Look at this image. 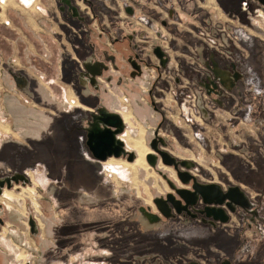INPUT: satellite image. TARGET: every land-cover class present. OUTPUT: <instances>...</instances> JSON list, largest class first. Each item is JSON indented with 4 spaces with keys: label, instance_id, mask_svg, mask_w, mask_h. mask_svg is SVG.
Masks as SVG:
<instances>
[{
    "label": "crops",
    "instance_id": "1",
    "mask_svg": "<svg viewBox=\"0 0 264 264\" xmlns=\"http://www.w3.org/2000/svg\"><path fill=\"white\" fill-rule=\"evenodd\" d=\"M243 2L254 11L243 10ZM81 3L34 0L23 7L18 0H5L0 11L1 47L15 50L26 45L32 49L30 55L39 58L30 63V74L43 78L50 90L57 88L65 101L74 95L78 101L75 109H85L92 117L102 107L105 89L115 94L125 79L133 78L124 68L131 51L122 54L121 43L127 42L124 49L128 50L145 45L136 42L140 36L145 42L161 36L169 55L158 70L154 87L161 93L159 100L164 101L173 125L180 130L199 129L200 137L193 145L196 154L200 151L212 165L216 162L226 178L233 174L245 193L264 194V19L256 15L261 8L257 1L91 0L90 10ZM72 6L77 10L70 12ZM6 20L8 24H4ZM214 20L231 31L232 40L222 52L210 50L197 37ZM40 61L43 66H53V72L36 67ZM175 71L183 83L173 79ZM96 74L108 88L96 81ZM92 80L95 82L89 85ZM132 87L127 105L137 107L138 94L136 90L132 93ZM203 93L209 106H203ZM188 110L194 113L193 120L187 117ZM256 208L253 224L258 233L252 240L247 239L249 225L243 220L238 223L233 216L226 224L188 222L180 227L173 234L180 244L175 242L173 247L170 243L178 264H264V201L259 200ZM94 248L99 245L93 243Z\"/></svg>",
    "mask_w": 264,
    "mask_h": 264
},
{
    "label": "rangeland",
    "instance_id": "2",
    "mask_svg": "<svg viewBox=\"0 0 264 264\" xmlns=\"http://www.w3.org/2000/svg\"><path fill=\"white\" fill-rule=\"evenodd\" d=\"M242 7L249 13L254 11L247 3ZM141 37L136 42L144 46H128V51L124 41L121 53L136 51L144 59L158 61L152 48L162 44V37L155 35L146 42ZM3 47L0 45V179L15 176L17 181L0 192V264H178L170 246L180 244L173 240V234L188 223L182 217V224L179 217L163 218L153 198L170 191L161 173L169 178L171 171L175 181L180 185L181 182L174 169L160 160L156 167H151L145 156L146 166L135 162L137 154L132 142L141 140L150 149L157 130L166 141L167 152L195 163L192 173L200 181L225 186L238 180L233 174L226 178L217 163L212 165L200 151L196 154L193 130H180L173 125V118L163 108L164 101L159 100L161 93L155 92L156 69L149 72L142 66L139 74L125 64L133 78L125 79L115 94L101 82L105 89L102 110H119L121 118L127 115L118 138L126 153H133L134 158L127 162L124 154L115 162L106 163L108 158L95 160L85 145L93 119L85 109L68 107L66 102L70 99L78 103L74 95L65 101L57 88L50 90L43 78L30 74V63L39 58L30 55L32 49L26 45H18L15 50ZM35 65L53 72V66H43L41 61ZM172 76L183 83L179 72ZM130 87L134 88L132 93L136 90L138 94L137 107L127 105ZM149 89L152 96L148 95ZM4 189L13 192L5 191L4 198ZM250 195L264 201V194ZM134 221L141 224L140 228H135ZM247 227V239H255L256 224ZM156 229L161 231L153 232ZM151 231L155 234H148ZM93 243L99 249L93 250Z\"/></svg>",
    "mask_w": 264,
    "mask_h": 264
},
{
    "label": "water",
    "instance_id": "3",
    "mask_svg": "<svg viewBox=\"0 0 264 264\" xmlns=\"http://www.w3.org/2000/svg\"><path fill=\"white\" fill-rule=\"evenodd\" d=\"M259 4L264 6V0H257ZM74 10L73 7H71ZM75 11V10H74ZM153 54L160 60L161 64L165 63L162 50L156 46L153 48ZM134 68L137 66L134 65ZM93 123L91 128L88 129L86 134L85 145L87 146L91 156L95 160L105 161L108 157L118 158L122 155H126L127 161H132L133 153H126L124 144L117 136L122 131L123 120L117 113H111L102 110L100 108L97 114L92 116ZM166 141L158 134V131H154V136L149 143L150 152L145 154V160L151 167H156L160 160L163 165L171 166L177 178L181 182V185L176 181L169 179L165 174L161 173L162 178L165 179L170 191L165 196H157L153 198V203L158 210L159 214L165 219L173 218L175 213L180 214L186 209L188 205H193L198 199L205 204L203 209L198 210L201 214H205L206 217L211 218L212 221L219 223H225L228 220V215L221 207L222 204H228L225 202L226 198L230 199L229 191H235L238 194H243L237 186L228 187V192H223L222 187L218 183H198L196 177L191 175L187 170H191L195 167V163L188 159H177L164 148ZM179 167L183 170H180ZM193 180V188L195 191L192 193L193 199L189 200L187 194L189 189L185 186L189 180ZM10 181H17L16 177L10 179L0 180V192L4 184L6 187H10ZM178 196L179 198H177ZM240 201L241 206L245 209H249L251 205L242 196ZM181 200H184V205L181 206ZM174 209L175 213L172 211ZM189 214V212L186 211Z\"/></svg>",
    "mask_w": 264,
    "mask_h": 264
},
{
    "label": "flooded vegetation",
    "instance_id": "4",
    "mask_svg": "<svg viewBox=\"0 0 264 264\" xmlns=\"http://www.w3.org/2000/svg\"><path fill=\"white\" fill-rule=\"evenodd\" d=\"M257 1V0H256ZM82 3H84L88 10L91 9V6H92V3H91V0H81ZM258 3V1H257ZM244 5H246V2H244ZM259 7L261 8H258L259 12L257 13L258 17H263L264 18V13H263V9L264 6H262L261 4H259ZM74 8V10H77L76 7L72 6ZM244 9V8H243ZM74 10H70V12L74 11ZM1 13V12H0ZM90 24V22H89ZM156 47V45L154 46ZM159 47V46H158ZM152 53H153V48H152ZM164 56V55H163ZM156 57V56H155ZM165 58V56H164ZM158 60V64H155V65H152L150 64L146 59H144L143 57L140 56V54H138V52H133L131 54H128V56L126 57L125 59V62H126V65H128L130 68H133V70L137 73H141L142 71V66L147 68V69H156L157 73H159V68H161L164 64H166L168 62V60L165 58V63L164 64H161L160 63V60L157 58ZM134 65L137 66V68H134ZM109 70H113L110 66L108 67ZM95 79L96 81L98 82H103L104 84V80H102L100 78V75H97L95 76ZM176 80V79H175ZM95 82V80H92V81H88L89 85H93V83ZM152 93V90L149 89L148 90V95L150 96ZM127 119V115L125 114L124 116H122V120H125ZM132 147L133 149L136 151V154H137V158L135 160L138 161L139 163H143V166H146L145 162H144V156L145 154H147V152H149V148L146 147V145L141 141V140H134L132 142ZM5 151H8V150H5ZM106 163H113L115 162V158L113 159L112 157L108 158L106 161ZM104 162V163H105ZM128 162V161H127ZM127 164H131V163H127ZM164 168V167H163ZM180 170H183L179 167ZM194 169V168H193ZM191 175L195 176L196 174L192 173V169L191 170H187ZM169 175V179L175 181V177H174V174L173 172L170 171V173L168 174ZM13 176L9 177V178H4V179H10L12 178ZM15 177V176H14ZM196 177V176H195ZM4 179H0V180H4ZM12 182V181H10ZM196 182L198 183H211V182H214L216 183L215 181H210V182H202L199 180V178L196 177ZM11 184V183H10ZM221 185V184H220ZM4 186H6L4 184ZM3 186V187H4ZM11 186V185H10ZM231 186H237L239 188V190L243 193V194H238L236 193L235 191H232L231 192L229 191V195L231 196L230 199L226 198L225 202H228V204L226 205L225 203L221 205V207L225 210L226 214L228 215V220L225 222V223H220V224H226L230 221L231 217H235V219L237 220L238 223H241L242 220L244 222H246L248 225H251L253 224V221L257 218V204L259 203V200H258V197L256 199H252V196L250 195V193H245L236 183H232V182H227L225 184V186L221 185L222 187V191L223 192H228V187H231ZM2 187V188H3ZM186 188L189 189V192L187 194L189 200H192L193 199V195L192 193L195 191V189L193 188V180L190 179L188 184L185 186ZM28 188V187H27ZM26 189V188H25ZM164 189H167V188H164ZM2 190V189H1ZM7 191V192H13L12 190H8V189H4L2 191V196L4 197V192ZM165 196V195H164ZM245 197V199H247V201L249 202V204L251 205V207L249 209H245V207L241 206L240 204V201L243 199L242 198ZM177 198H179L178 196H176ZM5 198V197H4ZM7 199V198H6ZM256 200V201H254ZM184 200H181V206L182 207L184 205ZM205 207V204L202 203V201L200 199L197 200V202L193 205H188L186 209H182L183 211L180 213V214H177L175 213L174 209L172 208V211L175 213V216L173 218H168V219H172V220H175L176 218H180L182 217L183 220H186L185 221V224L190 222L193 223V222H200L202 224H205V225H213L215 226L217 223V221H212L211 218H208L205 216V214H201L198 210L200 209H203ZM189 212L188 213H186ZM163 217V216H162ZM164 218V217H163ZM122 219V218H121ZM3 223L2 219L0 218V226L1 224ZM135 223V228L136 227H139V222L137 221H134ZM182 224V222L180 223ZM166 226V225H165ZM165 226L163 227V231H164V228ZM182 227V226H181ZM140 228V227H139ZM141 231V229H139ZM161 230L159 229V231H157V229L153 232L155 233H158L160 232ZM152 231L149 232L148 234H152L153 233ZM153 233V234H155ZM174 233V232H173Z\"/></svg>",
    "mask_w": 264,
    "mask_h": 264
},
{
    "label": "built area",
    "instance_id": "5",
    "mask_svg": "<svg viewBox=\"0 0 264 264\" xmlns=\"http://www.w3.org/2000/svg\"><path fill=\"white\" fill-rule=\"evenodd\" d=\"M18 1L20 2V4L23 7H29L32 5L34 0H18ZM4 2H5V0H0V11H1V8H2V5ZM84 5L85 4L83 3V7H84ZM242 6H244V2L242 4ZM141 20H143V18ZM4 24H8V21L7 20L4 21ZM197 37L210 50H214L217 52H222L225 49L227 42L232 40L230 28L226 24H224L220 21H217V20H214L209 25L201 28L200 31L197 33ZM161 41H162V44L159 45V48L162 50L163 55L168 60L169 46H168L166 41H164L162 39H161ZM177 80H178V78H177ZM202 96L204 98L203 106L204 107L209 106V102L206 100L207 99L206 94L203 93ZM66 103H68V105H69L68 107L76 106L74 99H70L69 102L67 101ZM191 105H192V103H191ZM193 114L194 113L192 112V110L187 111V117H189V119H191V120H193V118H194ZM192 135L195 139H199L200 130L199 129L194 130Z\"/></svg>",
    "mask_w": 264,
    "mask_h": 264
},
{
    "label": "bare ground",
    "instance_id": "6",
    "mask_svg": "<svg viewBox=\"0 0 264 264\" xmlns=\"http://www.w3.org/2000/svg\"><path fill=\"white\" fill-rule=\"evenodd\" d=\"M149 152H150V149H149ZM148 153V152H147ZM111 157H113V156H111ZM108 158H110V157H108ZM113 158H115V157H113Z\"/></svg>",
    "mask_w": 264,
    "mask_h": 264
}]
</instances>
